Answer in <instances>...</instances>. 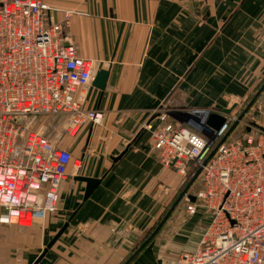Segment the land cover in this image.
Instances as JSON below:
<instances>
[{
  "label": "crops",
  "instance_id": "1",
  "mask_svg": "<svg viewBox=\"0 0 264 264\" xmlns=\"http://www.w3.org/2000/svg\"><path fill=\"white\" fill-rule=\"evenodd\" d=\"M45 1L54 20L71 13L66 42L108 72L103 90L93 80L82 89L84 109L101 120L66 141L43 133L73 155L57 211L27 228L0 224V264H31L71 214L37 264H177L210 214L197 206L187 215L182 197L134 254L182 184L150 148L144 125L161 106L242 111L264 81V0ZM260 108L264 89L247 113L262 120ZM77 176L99 179L85 200Z\"/></svg>",
  "mask_w": 264,
  "mask_h": 264
},
{
  "label": "built area",
  "instance_id": "2",
  "mask_svg": "<svg viewBox=\"0 0 264 264\" xmlns=\"http://www.w3.org/2000/svg\"><path fill=\"white\" fill-rule=\"evenodd\" d=\"M45 0H0V224L31 226L57 211L59 188L73 160L70 149L34 129L35 117L67 116L63 135L75 136L101 113L83 107L82 89L96 64L82 57L65 29L70 12ZM262 120L236 126L237 112L161 106L144 128L160 162L185 181L201 167L195 201L210 214L192 252L177 264H264V108ZM212 113L222 114L216 128ZM152 114V115H153ZM262 127L260 129L258 126ZM210 159H204L216 146Z\"/></svg>",
  "mask_w": 264,
  "mask_h": 264
},
{
  "label": "water",
  "instance_id": "3",
  "mask_svg": "<svg viewBox=\"0 0 264 264\" xmlns=\"http://www.w3.org/2000/svg\"><path fill=\"white\" fill-rule=\"evenodd\" d=\"M107 73L108 72L106 70H104V69L97 70L96 73H95V75H94V77H93V79H92L93 80L92 81V84L95 87L99 88L100 90H103L104 85H105V81H106V77H107ZM263 89H264V81L260 85V87L257 89V91L255 92V94L252 96V98L248 101V103L246 104V106L239 113L237 119L230 126V128L227 130V132L224 134V136L221 138V140L219 141L218 144H220L221 142H223L228 137V135L231 133V131L236 127V125L241 121V119L246 115V113L249 111V109L255 103L256 99L258 98V96L260 95V93L262 92ZM233 108H234V106H232L230 108L223 109L222 112L223 113H229ZM254 115H258V111H255L254 112ZM153 117H154V114L150 117V119L153 118ZM223 119L224 118H223V115L222 114L212 113L210 115L209 123L212 126L218 128V127L221 126V124L223 122ZM256 126H258V125H256ZM258 127L260 129H263L260 126H258ZM218 144L206 156V158L203 161V164H205L210 159V157L212 156V154L215 152ZM200 171H201V167H199L195 171V173L190 177V179L188 180L187 184L183 187V189L181 190V192L179 193V195L177 196V198L175 199V201L172 203V205L169 207V209L166 211V213L163 215V217L161 218V220L159 221V223L157 224V226L154 228V230L151 232V234L146 238V240L137 248V250L134 252V254L137 253L157 233V231L161 228V226L163 225V223L165 222V220L168 218V216L171 214V212L173 211V209L175 208V206L177 205V203L180 201V199L184 195H186V197L189 198L190 201H194L195 200V196L192 195V194L187 193L188 192L187 190L192 185V183L195 181V179L198 177ZM77 180L83 181V182L86 183L83 200H85L86 198H88V196L91 194V192L93 191V189L99 183V179L90 178V177H86V176H77ZM72 216H73V214H71L70 218L63 223V225L53 235V237L47 242L46 246L43 248V250L40 252V254L35 258V260L31 264H37L41 260V258L47 252V250L53 245V243L60 237V235L66 229V227L69 224V220L71 219ZM128 262H129V260L125 264H127Z\"/></svg>",
  "mask_w": 264,
  "mask_h": 264
},
{
  "label": "rangeland",
  "instance_id": "4",
  "mask_svg": "<svg viewBox=\"0 0 264 264\" xmlns=\"http://www.w3.org/2000/svg\"><path fill=\"white\" fill-rule=\"evenodd\" d=\"M245 103L246 102H244V104ZM243 106L244 105H242V108H243ZM246 114L247 115L243 118V124L244 123H247L252 118V116L249 113H246ZM66 119H67V116L64 115V114H58V115H56V114L40 115V116H37V117L34 118V120L31 122V126L34 129L39 130V131H41V132H43V133H45L47 135L58 134L59 136H63V140L66 141L67 140L66 139V136H65V134L63 135V126L65 124ZM239 126H240V124H239ZM187 182H188L187 180H185L184 182L182 181L181 187L178 190V192H180L183 189V187L187 184ZM199 186H200V181H199V179L197 177L195 179V181L192 183V185L188 188V190H187L188 192L187 193L194 195L195 191L199 188ZM183 197H184L183 199H184V201L186 203L187 202L186 195H184ZM172 200H173V198H172ZM188 200H189V198H188ZM199 207H201V206H199ZM201 208H203V207H201ZM184 211H185V213L187 215H191V214H189L187 212L186 207L184 208ZM41 221L42 220H40L39 222H37V223H35V224L31 225V226H34L36 224H39ZM16 226H18V225H16ZM31 226H29V227H31ZM18 227L27 228V226H18Z\"/></svg>",
  "mask_w": 264,
  "mask_h": 264
}]
</instances>
